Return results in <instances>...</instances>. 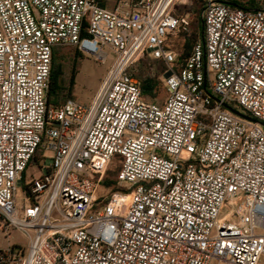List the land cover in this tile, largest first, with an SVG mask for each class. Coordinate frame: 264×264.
<instances>
[{
	"label": "built area",
	"instance_id": "built-area-1",
	"mask_svg": "<svg viewBox=\"0 0 264 264\" xmlns=\"http://www.w3.org/2000/svg\"><path fill=\"white\" fill-rule=\"evenodd\" d=\"M190 6L0 0V234L27 241L0 264H264V6L202 0L204 37L179 61ZM64 47L113 54L89 105L48 102ZM145 56L167 67L161 104L134 76Z\"/></svg>",
	"mask_w": 264,
	"mask_h": 264
},
{
	"label": "rangeland",
	"instance_id": "rangeland-1",
	"mask_svg": "<svg viewBox=\"0 0 264 264\" xmlns=\"http://www.w3.org/2000/svg\"><path fill=\"white\" fill-rule=\"evenodd\" d=\"M230 1V0H229ZM240 3H248L252 0H233ZM256 5H264V0H253ZM117 0H104V4L108 8L114 7ZM194 6L193 0H191V6L189 9H187L188 13L191 15V12L189 10H192ZM183 12V8L178 7L177 13ZM192 18V15H191ZM201 40V36H199V32L197 30L196 26H193L191 28L190 37L188 38L185 35H178L177 37L170 40V48L174 50V52L177 54L178 58H185L187 57L191 49H186L185 44L189 40ZM62 54L64 56V59L62 60V69L64 73V81L66 84V89H69V82L70 79L75 73L74 77V85L70 87V90L65 92L66 97L63 98V101H60V103H63L64 101L68 99H75L79 103L84 105H89L96 94L101 81L105 77L107 70L113 63V54L109 49H105V52L107 53V60L105 63L101 64L99 61L95 59L93 56H86L81 55L79 52L76 53V50L72 47H64L61 49ZM166 65L163 64L160 61H155L151 59L150 57L145 56L143 59H141L138 63L134 66V75L138 79L147 78V77H155L159 80L160 84L158 86V92L156 97L154 98H148L145 97L146 101L149 102H156L158 104H161L165 101L166 92L163 89V85H161V78L163 79V72L166 70ZM241 111V110H240ZM35 169H29L27 173L25 174L24 178L27 177V175H31L35 173ZM117 167L113 164L109 166L108 172L106 174L107 177L114 179L116 181L117 177ZM39 173V172H37ZM115 188H100V195H108L113 192ZM117 189V187H116ZM18 197L22 198V191L21 189L18 192ZM10 244H20L22 246H27V241L22 237L21 234H19L15 230H11L9 234V240H5L4 236L0 234V246L5 247Z\"/></svg>",
	"mask_w": 264,
	"mask_h": 264
},
{
	"label": "trees",
	"instance_id": "trees-1",
	"mask_svg": "<svg viewBox=\"0 0 264 264\" xmlns=\"http://www.w3.org/2000/svg\"><path fill=\"white\" fill-rule=\"evenodd\" d=\"M194 6L192 10H189L192 15V27L196 26L197 30L199 32V36H201V40L204 37V30H203V24L200 19V14L202 10V0H193ZM229 3H231L234 6H237L241 9L244 10H257L260 9L264 5H256L255 2L249 1L248 3H240L237 1L230 0ZM188 38L190 37L187 36ZM199 40H189L185 44V48L188 49H193L195 46L196 42ZM62 48H56L53 52V59H52V69H51V76H50V85H49V91H48V102L53 105H61L63 103H60V101H63V98L66 97L65 92L66 90L69 91L70 87L74 85V77L75 73H73L70 82H69V89H66V84L64 81V73H63V67H62V60L64 59V56L61 51ZM76 50V49H75ZM76 53L78 51L76 50ZM191 53V52H190ZM186 58V57H185ZM184 58H178L179 61H181ZM162 75V74H161ZM135 76V75H134ZM136 77V76H135ZM137 78V77H136ZM138 79V78H137ZM140 83V89L143 98L145 97L148 98H154L157 95L158 92V86L160 84L159 80L155 77H147V78H142L138 79ZM162 81V78H161ZM161 85H163V81L161 82ZM163 89L166 92L164 85ZM167 95V94H166ZM166 99V97H165ZM75 100V99H73ZM37 157L35 156L33 158V162L37 161ZM119 161V158H116L113 165L117 166V163ZM108 172V171H107ZM107 174V173H106ZM101 187L105 188H115L113 191H116V181L114 179H111L107 176L104 177V180L101 184Z\"/></svg>",
	"mask_w": 264,
	"mask_h": 264
},
{
	"label": "water",
	"instance_id": "water-1",
	"mask_svg": "<svg viewBox=\"0 0 264 264\" xmlns=\"http://www.w3.org/2000/svg\"><path fill=\"white\" fill-rule=\"evenodd\" d=\"M227 109H228L230 112H232L233 114L237 115V116L243 117L244 119H246V120H248V121H251V122H254V123H258V124H260V123L257 122L256 120H254V119H252V118H250V117H248V116L243 115L242 113H240V112L237 111V110H234V109L229 108V107H227ZM260 125L264 126V124H260Z\"/></svg>",
	"mask_w": 264,
	"mask_h": 264
}]
</instances>
